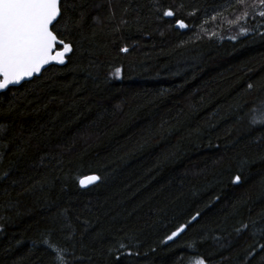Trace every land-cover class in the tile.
<instances>
[{
	"label": "trees",
	"instance_id": "16d2710c",
	"mask_svg": "<svg viewBox=\"0 0 264 264\" xmlns=\"http://www.w3.org/2000/svg\"><path fill=\"white\" fill-rule=\"evenodd\" d=\"M62 3L66 65L0 94V264H264V6Z\"/></svg>",
	"mask_w": 264,
	"mask_h": 264
},
{
	"label": "snow or ice",
	"instance_id": "6c2138e0",
	"mask_svg": "<svg viewBox=\"0 0 264 264\" xmlns=\"http://www.w3.org/2000/svg\"><path fill=\"white\" fill-rule=\"evenodd\" d=\"M234 3L247 8L249 0H234ZM259 3L264 6V0H259ZM63 7L62 0H0V91L32 77L51 62H64L65 53L71 49L57 39L54 24L62 17ZM164 15L171 17L173 12L165 11ZM246 15L242 12L237 19H244ZM260 15L264 16V12ZM186 26L179 23L181 28ZM57 44H63V51L56 50ZM252 123L264 124V114L254 115ZM99 179V176H92L87 182ZM239 180V176L235 177V182ZM80 184L86 186L85 180L82 179ZM182 231L183 227L168 239ZM58 259L63 260V257L58 256ZM194 264H204V261L198 258Z\"/></svg>",
	"mask_w": 264,
	"mask_h": 264
},
{
	"label": "water",
	"instance_id": "95a60500",
	"mask_svg": "<svg viewBox=\"0 0 264 264\" xmlns=\"http://www.w3.org/2000/svg\"><path fill=\"white\" fill-rule=\"evenodd\" d=\"M167 17H168V16H167ZM168 18H172V16H171V17H168ZM58 19H59V18H58ZM58 19H57V21H58ZM57 21H56V22H57ZM56 22H54V24H55ZM57 39L60 40V39L58 38V36H57ZM63 43L65 44L64 41H63ZM67 45L70 46V49H71V50L65 53V55H64V57H63V60H64L63 63H59V62H51V63H49L48 65H45V66L40 70L39 73L34 74V75H33L32 77H30V78H25V79L22 80L19 84L9 85L6 89L0 91V94L6 92L8 89H10V88H12V87H19L20 85H22V84L25 83V82L31 81V80H33V79L36 78V77H40V76L43 74V72H44L46 69H48L49 67H51V66H64V65H66L67 60H68V57L71 55V53H72V51H73V47H72L70 44H67ZM59 47H60V48H59ZM56 50H57V51H63V44H57V45H56ZM92 176H97V175H95V174H90V175H87V176L82 177V178L80 179V181H81L82 179L85 180V182H86V186H82V185L80 184V182H79L80 186H81L82 188H87V187H90V186H92V185L98 183L99 180H98V181H95V182H92V183H88V182H87V181H88V178H89V177H92Z\"/></svg>",
	"mask_w": 264,
	"mask_h": 264
}]
</instances>
